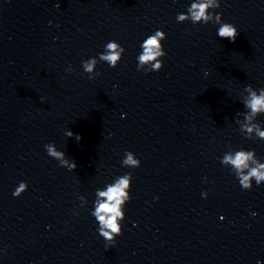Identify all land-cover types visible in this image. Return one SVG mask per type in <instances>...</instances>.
Returning <instances> with one entry per match:
<instances>
[{"label": "clouds", "instance_id": "obj_1", "mask_svg": "<svg viewBox=\"0 0 264 264\" xmlns=\"http://www.w3.org/2000/svg\"><path fill=\"white\" fill-rule=\"evenodd\" d=\"M220 8V0H192L186 13H178L176 20L178 23L190 21L193 25L196 24H218L217 35L219 38L228 39L235 42L239 35L237 28L229 22L222 21V14L214 10ZM167 39L164 31L157 29L152 34L148 35L141 43L142 51L137 56V69L145 72L160 71L163 68V57L167 55L164 50L163 41ZM125 49L117 41H108L104 46V51L96 57L82 61V67L89 79H94L98 72L96 67L99 62L107 63L109 67H118L123 58ZM68 72H72L73 68L69 65ZM245 90L249 93V98L243 101L244 106L250 109V114L245 116L246 121H251L258 113L264 111V88L253 90L251 85L246 86ZM259 92V95L257 94ZM242 130L251 134L254 130L256 135L264 139V131L260 130L259 125L245 124ZM67 137H73L74 133L71 130L65 132ZM75 139L80 141L81 137L76 134ZM47 154L59 161L61 167H65L70 171L76 169L77 164L72 159L66 157L65 152L57 150L54 143L45 145ZM250 162H254L256 166H251ZM222 165H231L235 172V176L241 185L242 190L252 189V179L255 178L256 185H261L264 181V163L254 161L253 151H236L235 153H225L221 159ZM123 167L138 168L141 161L131 151H126L124 159L121 161ZM132 174L126 173L115 177V179L106 184L103 188L96 189L95 199L93 202V211L91 215L98 223V233L105 240L107 245H113L116 237L122 235V222L125 219L126 204L132 199ZM28 189V184L21 181L18 187L13 192L14 197H20ZM81 207L87 204L84 196L79 197ZM78 214V213H74Z\"/></svg>", "mask_w": 264, "mask_h": 264}]
</instances>
